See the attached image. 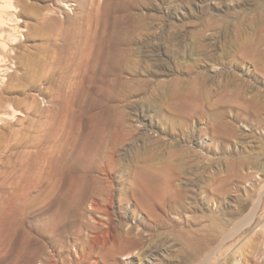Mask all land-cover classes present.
<instances>
[{"label": "rangeland", "instance_id": "1", "mask_svg": "<svg viewBox=\"0 0 264 264\" xmlns=\"http://www.w3.org/2000/svg\"><path fill=\"white\" fill-rule=\"evenodd\" d=\"M260 14L0 0V264H264Z\"/></svg>", "mask_w": 264, "mask_h": 264}, {"label": "bare ground", "instance_id": "2", "mask_svg": "<svg viewBox=\"0 0 264 264\" xmlns=\"http://www.w3.org/2000/svg\"><path fill=\"white\" fill-rule=\"evenodd\" d=\"M39 11V10H38ZM31 13H33V12H31ZM36 13H38V12H35V14ZM34 15V14H33ZM258 15V14H257ZM41 16H43V15H41ZM40 16V14H38V15H36V18L38 17V21L39 22H41V19H43V17H41ZM259 17H260V19L263 21L264 20V14L262 15V14H260L259 15ZM53 17H51V18H48V20L46 19V21H48V25L47 26H49L50 25V21H52L53 19H52ZM259 20V19H258ZM257 20V21H258ZM21 21V20H20ZM38 22V23H39ZM259 22V21H258ZM46 24V23H45ZM37 26L38 25H36V28H37ZM179 98V97H178ZM181 98V97H180ZM185 98H183V100H184ZM181 100H182V98H181ZM184 105V104H183ZM182 116V115H181ZM185 120V119H184ZM174 127H176V125L174 124L173 125ZM155 139V138H154ZM147 165H149V164H147ZM157 168V167H156ZM153 165H149V167L148 166H146V168L144 169V170H142V171H140L139 172V174H138V176H139V179L141 180V181H145V179H147V180H149V181H151V182H153V183H156V182H159L160 180H162V181H165V182H167L168 184L169 183H171L172 182V180H173V176H175V174L177 173V168L176 167H174V166H172V165H166V166H164L162 169H156ZM113 171V170H112ZM111 171V172H112ZM179 176V175H178ZM139 179H137V180H139ZM144 183V182H143ZM175 183V182H174ZM159 184H161V183H159ZM162 186H163V184H162ZM175 186V185H174ZM143 187V186H142ZM178 187L179 188H181L179 185H178ZM162 188H164V187H162ZM177 189V188H176ZM183 188H181V190H182ZM184 190V189H183ZM179 192V191H178ZM113 193V192H112ZM177 193V192H176ZM178 196H179V193H178ZM182 196V195H181ZM173 201V200H172ZM180 203V202H179Z\"/></svg>", "mask_w": 264, "mask_h": 264}]
</instances>
